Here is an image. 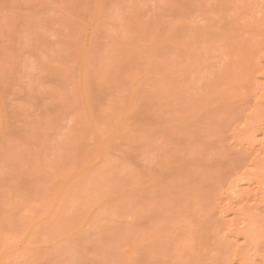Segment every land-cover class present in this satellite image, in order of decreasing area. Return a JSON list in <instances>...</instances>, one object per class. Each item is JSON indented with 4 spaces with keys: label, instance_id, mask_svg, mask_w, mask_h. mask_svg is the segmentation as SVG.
<instances>
[{
    "label": "rangeland",
    "instance_id": "1",
    "mask_svg": "<svg viewBox=\"0 0 264 264\" xmlns=\"http://www.w3.org/2000/svg\"><path fill=\"white\" fill-rule=\"evenodd\" d=\"M0 4V264L264 260V0Z\"/></svg>",
    "mask_w": 264,
    "mask_h": 264
},
{
    "label": "bare ground",
    "instance_id": "2",
    "mask_svg": "<svg viewBox=\"0 0 264 264\" xmlns=\"http://www.w3.org/2000/svg\"><path fill=\"white\" fill-rule=\"evenodd\" d=\"M3 4H4V3H3ZM0 6H1V4H0ZM1 7H2V6H1ZM4 7H5V6H4ZM0 13H2V12H0ZM2 15H3V13H2ZM3 17H4V16H3ZM261 17H262V16H261ZM261 17H260V18H261ZM0 18H1V15H0ZM260 18H258V19H260ZM256 19H257V18H256ZM262 19H263V18H262ZM224 20H225V19H224ZM233 20L235 21L236 19H233ZM222 21H223V20H222ZM256 22H258V20H257ZM222 23H225V22H222ZM258 23H259V22H258ZM232 24H233V23H232ZM246 24H249V25L251 24V25H252L253 22H251V23H248V22H247ZM254 24H255V23H254ZM254 24H253V25H254ZM251 25H250V28L252 27ZM233 26H234V25H233ZM258 27H259V26H258ZM221 29H222V28H221ZM223 31H224V30H223ZM224 33H225V32H224ZM230 35H231V34H230ZM224 36H226V35H224ZM233 36H234V35H233ZM242 37H243V36H242ZM225 38H226V37H225ZM228 39H229V38H228ZM235 39H236V38H235ZM235 39H234V40H235ZM243 39H245V38H243ZM243 39H242V41H243ZM143 40H145V39H143ZM238 41H239V40H238ZM242 41H241V42H242ZM232 44H234V43H232ZM239 44H240V43H239ZM154 47H155V46H153V48H154ZM153 48H152V51H153ZM146 49H147V48H145V50H146ZM150 49H151V48H150ZM150 49L148 48L147 51H149ZM229 50H230V49H229ZM229 50H227V51H229ZM147 51H146V52H147ZM230 51H231V50H230ZM232 51H233V50H232ZM232 51H231V52H232ZM142 53H143V52H142ZM144 53H145V52H144ZM151 53H152V52H151ZM153 53H154V51H153ZM153 53H152V54H153ZM237 53H238V52H235V54H237ZM148 54H150V53H148ZM148 54H147L146 56H145L144 54H143V55L147 58V57H149ZM228 54H231V53L228 52ZM240 54H241V53H240ZM243 54H244V53H243ZM246 54H248V53H246ZM150 55H151V54H150ZM232 55H233V54H232ZM144 56H142V57H144ZM231 57H232V56H231ZM241 58L243 59V57H241ZM244 58H246V57H244ZM205 60H206V59H205ZM237 62H238V61H237ZM234 63H235V62H234ZM248 64H249V63H248ZM225 65H226V64H225ZM249 65H250V64H249ZM225 67H230V66H225ZM238 67H239V66H238ZM246 67H249V66H246ZM232 68H233V67H232ZM249 68H250V67H249ZM218 69H219V68H218ZM234 69H236V68H234ZM238 69H239V68H238ZM247 69H248V68H247ZM250 69L253 70L252 68H250ZM215 70H216V69H215ZM230 70H231V69H230ZM213 71H214V70H213ZM217 71H218V70H217ZM222 71H223V69H222ZM226 71H229V70H226ZM239 72H240V70H239ZM229 73H232V71L229 72ZM236 73H237V72H236ZM250 73H251V72H250ZM219 74H221V73L219 72L217 75H219ZM222 74H223V73H222ZM232 74H233V73H232ZM234 74H235V73H234ZM10 75H11V74H10ZM223 75H224V74H223ZM237 75H239V74H237ZM240 75H242V74H240ZM240 75H239V79L242 80V79L240 78ZM251 75H252V74H251ZM220 76H221V75H220ZM227 76H229V75H227ZM230 76H232V75H230ZM221 77H222V76H221ZM225 77H226V76H225ZM244 77H245V76H244ZM251 77H252V78H251ZM214 78H215V76H214ZM218 78H219V76H217V80H218ZM223 78H224V76H223ZM233 78H235L234 75H233ZM250 78H251V80H252V79H253V75L250 76ZM250 78H248V79H250ZM255 78H257V77H255ZM209 79H210V78H209ZM221 79H222V78H221ZM235 79H236L235 81H240L238 78H235ZM237 79H238V80H237ZM211 80H212V79H211ZM231 80H232V78L230 79V81H231ZM253 80H254V79H253ZM218 81H219V80H218ZM220 81H221V80H220ZM223 81H224V80H223ZM232 81L234 82V79H233ZM254 81H256V80H254ZM212 82H213V81H212ZM224 82H225V81H224ZM233 82H232V84H233ZM234 83H235V82H234ZM225 84H226V83H225ZM227 84H229V83H227ZM230 84H231V83H230ZM233 85H234V84H233ZM235 85H237V84H235ZM229 86H230V85H229ZM231 87H233V86L231 85ZM227 89H229V88H227ZM227 93H229V92H227ZM229 94H230V93H229ZM231 96H232V95H231ZM232 97H234V96H232ZM134 98H135V97H134ZM234 98H235V97H234ZM223 99H224V98H223ZM231 99H232V98H231ZM227 103H229V102H227ZM258 104H259V103H258ZM256 105H257V104H255V107H256ZM255 107H254V108H255ZM215 108H216V107H215ZM257 108H258V107H257ZM257 108H256V111H257ZM253 113H255V112L253 111ZM253 113H252V115H253ZM126 119H127V118H126ZM255 120H256V119H255ZM255 120H254V121H255ZM122 124H123V123H122ZM126 124H127V123H126ZM124 126H125V124H124ZM124 126H122V127H124ZM255 126H256V125H255ZM249 143H251V142H249ZM262 143H263V142H262ZM251 145H252V144H251ZM263 145H264V144H263ZM263 145H261V146L264 147ZM254 146H255V145H254ZM158 147H159V146H158ZM249 147L252 148V146H250V145H249ZM249 147H248V148H249ZM159 148H160V147H159ZM257 148H258V147H257ZM260 149H261V148H260ZM262 149H264V148H262ZM248 150H249V149H245L246 152H247ZM252 150H253V149H252ZM255 150H256V149H255ZM245 151H244V152H245ZM250 152H251V151H250ZM260 153H261V152H260ZM260 165H262V164H260ZM263 165H264V164H263ZM244 166H245V165H244ZM262 167H263V166H262ZM241 168H242V166L240 167V170H242ZM248 168H249V167H248ZM248 168H247V169H248ZM263 168H264V167H263ZM231 169H232V168H230V170H227V169H226L227 172H228V174H230L229 172H232ZM243 169H244V170H243V172H244V171H245V167H243ZM248 170H249V169H248ZM259 170H260V169H259ZM237 171H238V170H237ZM246 171H247V170H246ZM240 172H242V171H240ZM251 172H252V171H251ZM259 173H260V172H259ZM262 173H263V172H262ZM223 174H224V173H223ZM225 174H226V173H225ZM225 174H224V176H225ZM233 174H234V173H233ZM233 174H232V175H233ZM238 174H241V173H238ZM232 175H231V176H232ZM246 175H247V174H246ZM248 175H249V174H248ZM251 175H252V174H250V176H251ZM91 176H92V175H91ZM238 176H239V175H238ZM241 176H243V174H242ZM244 177H245V176H244ZM252 177H253V175H252ZM259 177H260V176H259ZM225 178H226V177H225ZM227 178H229V177H227ZM234 178H235V177L233 176V178H232V180H231L230 183H231V186H232V181L234 182L235 185L233 184V186L237 188V191H238V192H240V193H239L240 196H241V195H244L245 192H246V193L249 192L248 194H250L251 188H256V187H257V188H260L259 186L262 187V185H258V184H261V180H262V179L258 178V176L256 177V175L254 176V179H248L249 181L246 179L247 181H245L244 183L242 182V184L239 183V181H240V180H239V179H240L239 177H238L239 179H238V182H237V183H235L237 178H236V179H234ZM245 178H247V176H246ZM245 178H242V180L244 181ZM248 178H249V177H248ZM233 179H234V180H233ZM258 179H259V182H260V183H259V182H258V183H254V182L258 181ZM242 180H241V181H242ZM224 181H225V180H224ZM222 183H223V182H222ZM90 184H91V183H90ZM257 185H258V186H257ZM255 186H256V187H255ZM229 187H230V184H229ZM220 188H221V187H220ZM247 190H249V191L247 192ZM254 190H255V192H256V195H258V194H257V193H258V189H254ZM254 190H253V192H254ZM256 190H257V191H256ZM260 190H261V189H260ZM260 190H259V191H260ZM232 193H234V192H232ZM241 193H242V194H241ZM248 194H247V199H248V201H249V199L252 200L251 198L248 197V196H249ZM237 195H238V193H237ZM260 195H262L261 192H260ZM232 196H233V195H232ZM245 196H246V194H245ZM241 197H243V196H241ZM250 197H252V196H250ZM254 197H255V195H254ZM257 197H260V196H257ZM233 198H234V197H233ZM243 198H244V197H243ZM254 199H255V198H253V201H252V202H254V203H251L252 205H250V208H249L248 210H247V208H246V209H243L244 211L247 210V212H248V213L245 212V213L247 214V216L245 215V217H248L246 220L250 221L249 224L251 223V226H252V225H255V223L257 222V220H256L257 218H258V222H259V217L254 218V217H253V214L256 213V210H257V212H260V211H259V210H260V207H263V208H264V206H261V205H260V204L264 205V195H262V197L258 198L257 200H254ZM231 201H232V200H231ZM241 202H242V201H241ZM235 203H236V202H235ZM246 203H247V205H248V202L245 201V204H246ZM249 203H250V202H249ZM212 204H213V203H212ZM212 204H211V205H212ZM227 204H229V202H228ZM236 204H237V203H236ZM242 204H244V201H243ZM242 204H241V206H242ZM217 205H218V204H217ZM217 205H215V206H217ZM224 206H226V205H224ZM236 206H237V205H236ZM239 206H240V204H239ZM233 207H234V205H233ZM243 207H245V205H243ZM246 207H247V206H246ZM221 208H222V207H221ZM227 208H229V207H227ZM241 208H242V207H241ZM241 208H240V211L242 210ZM236 209L238 210L239 208H236ZM236 209H235V210H236ZM261 209H262V208H261ZM229 210H230V208H229ZM221 211H222V210H221ZM224 211H225V210H224ZM224 211H223V212H224ZM226 211H227V210H226ZM226 211H225V212H226ZM230 211H231V210H230ZM232 211H233V210H232ZM244 211H243V212H244ZM254 211H255V212H254ZM219 212H220V211H219ZM219 212H218V213H219ZM226 213H229V212H226ZM226 213H225V215H226ZM237 213H238V212H237ZM220 214H221V213H220ZM233 214H234V217H233L232 219H233V220H236V218H235V217H236V216H235V212H234ZM240 214H242V213H240ZM216 215H217V214H216ZM227 215H229V214H227ZM230 215H231V214H230ZM57 216H58V215H57ZM217 216L219 217V214H218ZM222 217H223V216H222ZM225 217H226V216H225ZM255 217H256V215H255ZM261 217H262V216H261ZM261 217H260V219H261ZM263 217H264V216H263ZM263 217H262V218H263ZM53 218H54V217H53ZM229 218H230V216L227 217V218L222 219L223 223H224V221H225L226 219H229ZM234 218H235V219H234ZM237 218L240 219V218L238 217V214H237ZM238 219H237V220H238ZM243 219H245V218H243ZM209 220H211V219H209ZM209 220H207L206 222H209ZM229 220H231V218H230ZM229 220H227L226 224L230 222ZM237 220H236V221H237ZM254 220H256V221H254ZM261 220H262V219H261ZM89 221H90V220H89ZM242 221H243V220H242ZM254 222H255V223H254ZM223 223H222V225H223ZM242 223H243V222H242ZM244 223H245V222H244ZM244 223H243V224H244ZM203 224H204V223H203ZM215 224H216V223H215ZM218 224H220V223H218ZM226 224H224V225L226 226ZM229 224H230V223H229ZM233 224H235L234 221H233L232 225H233ZM238 224H239V223H238ZM247 224H248V223H247ZM261 224H262V223H261ZM224 225H223V226H224ZM232 225H231V226H232ZM236 225H237V224H236ZM245 225H246V224H245ZM256 225H257V224H256ZM220 226H221V225H220ZM220 226H218V227H220ZM233 226H234V225H233ZM241 226H242V225H241ZM243 226H244V225H243ZM248 226H249V225H248ZM251 226H249V227L251 228ZM259 226H260V224H259ZM212 227H213V226H212ZM214 227H215V226H214ZM218 227H217V229H218ZM249 227H246V228H249ZM260 227H261V226H260ZM206 228H207V227H206ZM229 228H232V227H228V229H229ZM237 228H238V227H237ZM242 228H243V227H242ZM256 228H257V227H256ZM258 228H259V227H258ZM258 228H257V229H258ZM263 228H264V225H263ZM217 229H216V230H217ZM218 230H219V233L222 232V231H220V229H218ZM232 230H233V229H232ZM258 231H259V230H258ZM260 231H261V230H260ZM213 233H214V231H213ZM234 233H235V230H234ZM245 233L247 234L248 232H245ZM216 234H218V233H216ZM220 234H221V233H220ZM240 234H241V233H240ZM250 234L252 235V233H250ZM250 234H249V235H250ZM253 234H254V233H253ZM214 235H215V234H214ZM215 236H216V235H215ZM221 236H222V234H221ZM221 236H220V238H221ZM227 236H229V235H227ZM227 236H225V238L228 239V243H227V240H225L224 243H227L228 246H232L233 248H234L233 245H235V247H236V244H237V243L235 244L234 241L236 240L237 237L239 238V235H236L237 237H234L235 240H233V239H231V238H229V237H227ZM241 236H242V234H241ZM244 236H245V234H244ZM247 236H248V235H247ZM247 236H245V237L248 238ZM253 236H254V235H253ZM256 236H257V234H256ZM222 237H223V236H222ZM220 238H219V239H220ZM250 238H251V237H250ZM65 239H66V238H65ZM219 239H218V240H219ZM229 239H231V240H229ZM60 240H61V239H60ZM66 241H67V239H66ZM215 241H217V240L215 239ZM219 241H220V240H219ZM251 241H252V240H251ZM67 242H68V241H67ZM217 242H218V241H217ZM237 242H238V241H237ZM214 243H215V242H214ZM218 243H219V242H218ZM222 243H223V241H222ZM222 243H220V244L222 245ZM224 243H223V244H224ZM239 243H240V242H239ZM239 243H238V244H239ZM52 245L55 246L53 243H52ZM203 245H204V244H203ZM216 245H217V243H216ZM227 245H226V244L223 245V246H225V247H224V248H225V254H226V250H227V252H229V251H231V249H233V248L227 247ZM240 245H241V244H240ZM240 245L236 247V250H235V248H234L233 251H231V252H232V255H233V252H234V251H238V250H239L238 248L240 247ZM53 246H50V249H52ZM201 246H202V245H201ZM212 246L214 247V245H212ZM212 246H211V247H212ZM241 246H242V245H241ZM217 247H219V248H223V247H220L219 245H218ZM226 247H227V248H226ZM198 248H199V247H198ZM202 248H204V247H200V250H201ZM206 248H207V247H206ZM215 248H216V247H215ZM215 248H214V249H215ZM219 248L215 249L216 251H214V254H215V252H217V256H216V254H215V256L217 257V259H218V257L224 256V255H221V256L218 255V251H217V250H219ZM241 248H243V246H242ZM241 248H240L239 252H234L235 254H234L233 256H231V257H233V260L235 259V257L238 258V257L240 256V255H239V256L237 257L238 253H241L242 250H243V249L241 250ZM207 249H208V248H207ZM207 249H206V250H207ZM200 250L198 249V252H200ZM203 250H204V249H203ZM203 250H202V251H203ZM212 250H213V249H212ZM221 250H224V249H221ZM204 251H205V250H204ZM210 251H211V249H210ZM220 252H221V251H220ZM205 253H206V252H205ZM207 253H208V252H207ZM211 253H212V252H211ZM199 254H201V253H199ZM241 254H242V253H241ZM205 255H207V254H205ZM209 255H210V253H209ZM226 256H229V253H227ZM216 257H215V259H216ZM207 258H208V256H207ZM224 258H225V260L227 261V260H229L230 257H229V258L224 257ZM245 258L248 259V256L245 257ZM253 258H254V257H253ZM213 259H214V257H213ZM217 259H216V260H217ZM220 259H221V261H219V259H218V261H219V262H222V261H223L224 264H226L227 262H229V261H227V262L225 263V260H222V258H220ZM250 259H251V258H250ZM260 259H261V258H260ZM208 260H209V259H208ZM211 260H212V258H211ZM248 260H249V259H248ZM255 260H256V259H254V262H255ZM261 260H262V259H261ZM209 261H210V260H209ZM249 261H252V260H249ZM219 262H218V264H219ZM223 262H222V263H223ZM244 262H245V263H243V262H241V263H242V264H253V263H250V262L248 263L247 260L244 261ZM263 262H264V260L258 262L257 264H264ZM215 263H216V262H215ZM222 263H220V264H222ZM231 263H232V261H231ZM213 264H214V263H213ZM216 264H217V263H216ZM255 264H256V263H255Z\"/></svg>",
    "mask_w": 264,
    "mask_h": 264
}]
</instances>
